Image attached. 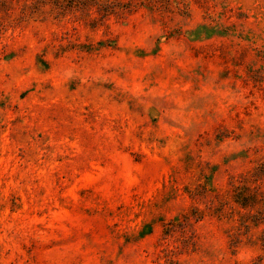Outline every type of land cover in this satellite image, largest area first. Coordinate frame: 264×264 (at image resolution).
Here are the masks:
<instances>
[{"label":"rangeland","instance_id":"374dc122","mask_svg":"<svg viewBox=\"0 0 264 264\" xmlns=\"http://www.w3.org/2000/svg\"><path fill=\"white\" fill-rule=\"evenodd\" d=\"M0 264H264V0H0Z\"/></svg>","mask_w":264,"mask_h":264}]
</instances>
